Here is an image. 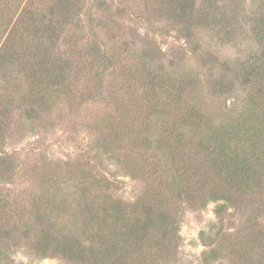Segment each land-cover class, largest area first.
I'll use <instances>...</instances> for the list:
<instances>
[{"label":"trees","instance_id":"1","mask_svg":"<svg viewBox=\"0 0 264 264\" xmlns=\"http://www.w3.org/2000/svg\"><path fill=\"white\" fill-rule=\"evenodd\" d=\"M113 5L115 16L132 23L128 34L141 24L182 36L198 63L197 76H207L210 93L231 104L205 113L186 100L198 85L195 71L173 76L177 65L158 48L137 49L136 62L123 72L137 78L138 90L127 96L126 109L119 107L117 122L104 115L98 123L107 134L96 150L114 156L119 171L108 176L95 163L67 161L66 172L31 176L38 191L36 228L25 221L23 230L37 233L36 255L71 264H173L185 211L214 202L221 222L200 234L207 246L203 264H225L224 250L232 264H264V0H0V93H6L0 95V146L17 114L18 124L46 120L63 99L71 102L82 76L122 62L100 48L98 37L83 46L77 34L82 15L92 33L109 30L105 14ZM120 23L117 32L124 29ZM118 36L129 53L128 38ZM214 38L218 45L248 44L230 57ZM127 109L134 113L130 119ZM18 168L0 156V180L13 182ZM117 173L147 185L126 201L114 194ZM6 201L0 196V223ZM229 209L242 210L246 219L224 227ZM1 225L0 241L19 230Z\"/></svg>","mask_w":264,"mask_h":264},{"label":"rangeland","instance_id":"2","mask_svg":"<svg viewBox=\"0 0 264 264\" xmlns=\"http://www.w3.org/2000/svg\"><path fill=\"white\" fill-rule=\"evenodd\" d=\"M107 1L112 5V3H118L119 0ZM114 8L113 5L110 12L105 14L111 25L109 30L95 27L93 32L97 33L95 36L88 26L86 17L82 15L81 23L77 26V34L78 37H82L83 46L88 42L95 41V37H98L97 43L100 44V48L107 49L112 54L116 52V56L118 58L120 56L122 62L114 67L108 65L97 68L92 73L82 76V79L77 81V88L74 89L71 102L63 99L62 104L54 109L53 116L47 117L48 120H38L34 124L26 121L18 124L17 114L13 132L9 136L6 135L0 146V156L12 158L14 163L19 166L20 172L26 173L25 176H22L16 171L17 175L13 182L4 181L3 178L0 180V196L7 200L0 224L5 230L12 229L14 226L19 228L10 234L11 239L0 241V264H71L65 258L56 255L39 258L35 253L37 251V233L33 230L27 235L24 234L25 221L29 222L31 228H36L37 208L35 202L37 200L34 199V192L38 191L31 176L34 178V172H50L56 169L61 173L66 172L69 167L64 162L67 161H70L73 166L76 162L95 163L97 169L108 176L119 171L114 156L108 157L96 150L99 138L101 139L107 134V131L100 128L98 123H100V116L104 115L111 117L112 122H117L118 111H121L119 107L126 109L124 105L128 104V95L138 90L140 83L137 78L124 76L123 72L127 69V64L136 62V58L139 57L137 49L141 51V47L149 45L158 48L161 57L166 62L173 60L175 66L177 65L172 67L173 69L171 68L173 76L179 77L181 74H185L187 69L195 71L192 75H194V79H197L198 85L196 83V86L193 87L194 93L186 96V100L196 103L197 108H201L205 113L211 114L213 111L224 109L231 104L226 96L216 97L210 93L211 88L204 82L207 76L202 73L197 76L200 73L198 63L192 55L190 46L182 36L176 32L170 34L162 31L153 32L141 24H135L134 31L128 34L129 26L132 23L127 19L122 20L115 16ZM0 18V22H4L2 15ZM115 22H121L120 25L124 26V29L117 32ZM114 32L117 33L116 38L113 37ZM118 34L124 36L125 39L128 38L132 53L125 52V49L122 48L124 38L119 37ZM215 40L216 38H214V44H217L218 48L223 49V52L230 57L242 55L241 53L246 50L248 44L246 39L240 43L236 42L235 45H218ZM97 72L100 73L97 74ZM98 82L103 85L99 86ZM0 92L3 91L0 90ZM79 94H83L84 99H80ZM0 95H6V93H0ZM70 104L74 106L72 107ZM105 112H110V115H106ZM127 112L130 119L134 115L133 110L127 109ZM117 126L118 124H113L114 129ZM118 174L114 179L116 187L114 194L123 197L126 201L134 199L147 185L145 182L118 176ZM216 206L217 203L212 202L205 208L185 211L180 229L179 252L173 264L204 263L203 251L207 249V246L204 245L200 234L211 223L221 222L216 213ZM246 216L247 214L242 213V210L229 209L223 225L226 228L238 226L246 219ZM12 236L16 237L12 238ZM223 253L228 258L224 259L225 264H232V258L228 251L224 250Z\"/></svg>","mask_w":264,"mask_h":264}]
</instances>
